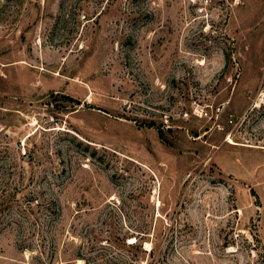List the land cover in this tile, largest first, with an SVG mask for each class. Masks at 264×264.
Segmentation results:
<instances>
[{"label": "rangeland", "instance_id": "374dc122", "mask_svg": "<svg viewBox=\"0 0 264 264\" xmlns=\"http://www.w3.org/2000/svg\"><path fill=\"white\" fill-rule=\"evenodd\" d=\"M128 257L264 264V0H0V264Z\"/></svg>", "mask_w": 264, "mask_h": 264}, {"label": "trees", "instance_id": "16d2710c", "mask_svg": "<svg viewBox=\"0 0 264 264\" xmlns=\"http://www.w3.org/2000/svg\"><path fill=\"white\" fill-rule=\"evenodd\" d=\"M67 98V100H72V102H73V99H71V98H69V97H66ZM75 104H77V105H80V102L79 101H75ZM146 126H148V127H152L153 126V124L152 123H149V124H147ZM129 248H139V245L137 246V245H133V243H131L129 246H128ZM143 251V250H142ZM144 252V251H143ZM150 255V254H149ZM136 257H137V255H136ZM128 261H129V263L128 264H139L138 263V260H135V259H133L132 257H128Z\"/></svg>", "mask_w": 264, "mask_h": 264}]
</instances>
